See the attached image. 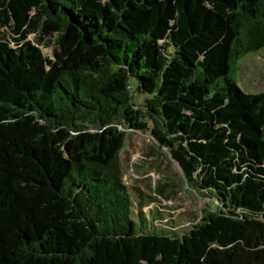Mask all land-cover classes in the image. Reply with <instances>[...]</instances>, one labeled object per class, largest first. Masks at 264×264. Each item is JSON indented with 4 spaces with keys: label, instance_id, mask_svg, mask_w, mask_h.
<instances>
[{
    "label": "trees",
    "instance_id": "1",
    "mask_svg": "<svg viewBox=\"0 0 264 264\" xmlns=\"http://www.w3.org/2000/svg\"><path fill=\"white\" fill-rule=\"evenodd\" d=\"M3 29L0 264H264V92L234 80L264 0H0ZM125 130L203 216L160 207L170 179L124 183Z\"/></svg>",
    "mask_w": 264,
    "mask_h": 264
},
{
    "label": "rangeland",
    "instance_id": "2",
    "mask_svg": "<svg viewBox=\"0 0 264 264\" xmlns=\"http://www.w3.org/2000/svg\"><path fill=\"white\" fill-rule=\"evenodd\" d=\"M0 33L8 39L5 29L0 30ZM29 40H33V37ZM42 52L45 56L52 58L50 50L42 49ZM238 66L234 76L237 85L246 93L264 92V50L247 55L238 63ZM130 85L134 103L138 104L142 97L135 94L136 81L130 80ZM158 126H161L160 122ZM118 128L122 130L120 126ZM125 132L129 135L120 157L130 169L124 177V183L131 185L138 182L142 186V181L150 179L152 185H155L158 181L162 182L164 178L170 179L171 184L175 186L172 199L168 202L161 201L160 207L170 209L171 216L186 222H188L186 213H194L197 217L203 216L211 206V201L204 193L190 188L181 180V174L170 160L166 149L156 142L150 132L141 133L131 130H125ZM157 153H159L158 156ZM167 182L170 183V181Z\"/></svg>",
    "mask_w": 264,
    "mask_h": 264
}]
</instances>
